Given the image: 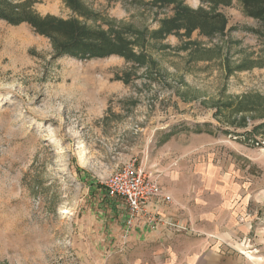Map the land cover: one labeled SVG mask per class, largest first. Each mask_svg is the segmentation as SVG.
<instances>
[{"label":"rangeland","instance_id":"374dc122","mask_svg":"<svg viewBox=\"0 0 264 264\" xmlns=\"http://www.w3.org/2000/svg\"><path fill=\"white\" fill-rule=\"evenodd\" d=\"M175 2L0 0V264H264L261 25L237 0ZM179 3L223 20L160 35ZM72 20L126 28L133 56L59 52ZM133 162L171 196L178 245L122 240L106 182Z\"/></svg>","mask_w":264,"mask_h":264},{"label":"trees","instance_id":"16d2710c","mask_svg":"<svg viewBox=\"0 0 264 264\" xmlns=\"http://www.w3.org/2000/svg\"><path fill=\"white\" fill-rule=\"evenodd\" d=\"M63 1L65 3L70 2L69 6L73 8L74 12L80 15L88 16L86 8L81 7L80 5L77 6L73 3L74 0ZM158 1H160L163 6L176 4V0ZM233 1L234 0H201L203 5L209 6L213 11L217 7H229L232 5ZM237 2L242 7L243 14L246 17L260 23V30L255 32L257 34H262L263 32L264 35V0H237ZM174 10V17L172 19L163 21V30L159 31L160 35L176 33L183 30L184 28L190 32L198 29L202 30L205 29L210 23L217 24L221 23L223 20V16L220 14L211 15L201 10L193 11L183 7L180 3L174 7ZM53 21H55V19L51 17H47L42 20V22L45 24H51ZM29 22L35 26V28L40 29L35 24V22L38 21L33 20ZM57 23L59 27L63 29L61 32L62 37L67 40L66 43L61 42L57 44L54 42V49L59 50V52H71V54L77 53L80 56H85L88 58H106L113 55L125 56L128 58L133 56V48L135 47V43L129 41L125 37L127 34L129 35L130 32L127 33V29L124 27H116V25L110 24L109 30L104 31L101 28L92 30L88 28L87 25L82 24L77 20L68 22L58 21ZM42 26L44 27L45 25ZM215 31L221 32L222 30L215 29ZM202 33L207 37L214 34L213 32L204 31Z\"/></svg>","mask_w":264,"mask_h":264},{"label":"built area","instance_id":"2783aa9c","mask_svg":"<svg viewBox=\"0 0 264 264\" xmlns=\"http://www.w3.org/2000/svg\"><path fill=\"white\" fill-rule=\"evenodd\" d=\"M106 193L111 201L125 206L122 231V240L125 242L131 238L134 228L142 219L150 223L152 230L160 225H172L157 207L152 209L154 203L170 204L171 196L156 179L137 168L135 162L127 164L108 179Z\"/></svg>","mask_w":264,"mask_h":264},{"label":"crops","instance_id":"0c3cea01","mask_svg":"<svg viewBox=\"0 0 264 264\" xmlns=\"http://www.w3.org/2000/svg\"><path fill=\"white\" fill-rule=\"evenodd\" d=\"M227 192H228L227 197L235 196V190H230ZM154 204L155 205L152 207V209L154 210L157 207L160 210V213L163 215L164 219H166L167 222L172 225L170 226L160 225L156 230H152L150 227V223L146 219H142L137 224L136 228H134L131 239H135V241H137V244L145 242L147 244H153L155 246L159 244L165 245L167 243H169L171 246L178 245V243L180 242V238H182L183 235L175 236L169 233V229L172 228L171 231H177L176 229H173V227L180 225L179 222L176 224L174 222L176 221L175 218H177L178 216L177 211L170 204H165V205L157 204V203ZM116 208L118 209L119 214L120 215L122 214V217L125 218V213H126L125 206L118 204ZM165 235L167 237H165ZM200 261H203L206 264H235V257H233L230 254L226 255V253L224 252L216 253L214 251H209L208 253L206 252L203 254L201 253L200 255L198 256L196 255L195 257L190 259L191 263L200 262Z\"/></svg>","mask_w":264,"mask_h":264}]
</instances>
